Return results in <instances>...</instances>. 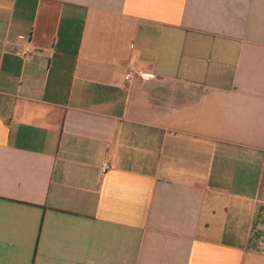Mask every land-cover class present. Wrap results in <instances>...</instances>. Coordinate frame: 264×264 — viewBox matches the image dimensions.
Returning a JSON list of instances; mask_svg holds the SVG:
<instances>
[{
  "label": "crops",
  "instance_id": "crops-1",
  "mask_svg": "<svg viewBox=\"0 0 264 264\" xmlns=\"http://www.w3.org/2000/svg\"><path fill=\"white\" fill-rule=\"evenodd\" d=\"M0 264H264V0H0Z\"/></svg>",
  "mask_w": 264,
  "mask_h": 264
},
{
  "label": "built area",
  "instance_id": "built-area-1",
  "mask_svg": "<svg viewBox=\"0 0 264 264\" xmlns=\"http://www.w3.org/2000/svg\"><path fill=\"white\" fill-rule=\"evenodd\" d=\"M30 53V50H28V49H25V50H22L21 51V54L23 55V56H26V55H28ZM141 77H149L150 76V74H148V73H138ZM131 78H132V74L131 73H128V74H126V76H125V79L126 80H131ZM109 168V166L108 165H104V168H103V171L104 170H107Z\"/></svg>",
  "mask_w": 264,
  "mask_h": 264
}]
</instances>
